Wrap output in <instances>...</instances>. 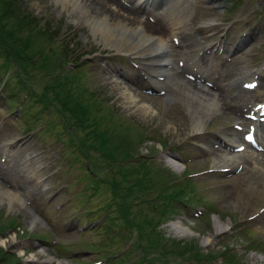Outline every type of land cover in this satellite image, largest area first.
Here are the masks:
<instances>
[{"label":"rangeland","instance_id":"obj_1","mask_svg":"<svg viewBox=\"0 0 264 264\" xmlns=\"http://www.w3.org/2000/svg\"><path fill=\"white\" fill-rule=\"evenodd\" d=\"M121 1L128 7L133 8L135 5L131 6L128 0ZM169 1L165 0L164 3ZM6 2L11 4L4 7L1 13L12 18H23L25 25L21 27V35H30V41L39 34V30L35 28L37 22L41 31H53L57 35L53 46H49L51 49L47 52L51 54L55 50L59 56H56L58 64H52L50 71L44 69L41 59L44 54L39 53L32 55V65L27 64L26 67L19 68L21 65L13 63L8 57L10 48L0 42V172L8 180L3 186L6 185L16 192L20 187L19 193L23 197L22 205L15 202L12 207L5 198L0 206V239L7 240L6 245H0V264H26L25 260L31 254L38 253L37 250L43 246L42 244H46L45 242L53 246L46 244L48 249L51 248L50 251L47 249L48 254L37 255L40 262L52 257L58 263L64 261L67 264H93L102 261L106 256H111L110 261L106 259L102 264H149L148 260L145 262L143 259L146 253L137 247L140 242L138 232L125 231L112 221L105 220L107 215L111 217L117 215L116 207L113 205L115 201L112 200L113 191L110 186L105 185L94 189L92 181L87 177V170L90 168L88 156H80V152L70 143L71 137L78 143L77 138L82 139L90 128H94L97 122L95 119L99 120L101 116H107L109 120L122 124L131 123L129 130L131 136L133 135V142L136 141L133 145L136 144L139 156H144L151 167L163 171L150 174L155 177L154 182H168L176 177L179 178L178 181L192 178V183L196 184L192 187L197 192L193 197L197 200L195 205L185 208L176 203L177 211L166 218L157 231L168 241L179 242L185 248L191 245L197 252L209 257L204 258L206 262L193 259L196 256L185 259L186 254L183 256L171 252L173 245L169 247L160 245L157 251L148 252V259L152 260V264H223L224 257L221 253L226 249L225 245L233 247L243 264H264V251L261 250V247L264 248V225L261 224V218L256 215V212L264 213V203L261 196L255 194L252 189L251 176L246 173L249 170L245 169L243 173L239 170L224 174L215 171L221 169L213 167L224 166V163L220 162L221 158L232 157L235 149L232 148V152L225 151L216 136L224 133L230 137V130L234 129L237 122H241L240 119L237 117L230 120L217 114L218 116L215 115L216 117L204 127L205 134L196 139L183 131L191 121L186 104L182 101L170 104L160 93L149 94L145 90L141 92L127 80L126 77H131L130 75L126 77L121 75L123 71L128 73L136 71L134 63L138 62L137 58L121 52L116 44L108 43L105 36L96 31L90 17L84 14L81 7L65 5L62 0H6ZM68 2L66 0V4ZM240 2L171 0V4L167 6L172 7L169 12L175 9L166 15L168 23H173L177 18L179 22H185V28L189 29L185 30L187 37L200 36L198 41L199 45L201 41V45L197 48L200 49L199 62L206 58L203 56L206 55L203 49L209 40L220 41L223 45L228 40L229 44H232L244 32L257 31L256 39L247 46L252 48L248 56L247 48L241 49L234 56L226 53H221L220 57L218 54L210 56V52H207L210 57L206 59V64L218 70L221 79L227 72L233 75L239 72L245 59L254 69H260L264 64V0ZM135 11L140 17L148 19L146 15L138 13L136 8ZM166 11L168 10H159L153 14H162ZM0 16L3 18L1 14ZM26 17L28 19H25ZM216 18L220 27L217 30L219 32L201 31L200 24L203 20ZM6 21L7 18L4 22ZM42 35L41 42L37 43L45 48L51 42ZM169 38L170 43L174 41L172 36ZM258 40L260 41L257 42ZM222 55H225V58H221ZM79 62L82 64L81 70L75 72ZM83 71L85 76L83 75L80 81L66 85L69 82L67 76L73 78ZM236 77L235 80L239 78ZM251 78L250 76L240 83H234V87L231 84L229 91L250 100L251 104L248 102L245 105L248 107L245 108L243 118H246L245 115L255 104L264 102L263 81L261 83L263 86L254 92H247L244 89L242 82H247ZM226 80L221 84V88L224 87ZM70 86L73 93L77 94L75 98L80 100L82 105L90 106L87 114L80 108L78 112L81 113L73 115L81 116L85 121L84 126L88 125L90 128H81V131L71 129L72 134L64 132V128L65 116H72L73 112L68 111V105L62 100L64 98L62 88L66 87L68 90ZM81 90L83 94L79 99L78 95L81 93L78 92ZM133 93L135 96L139 95L137 103L129 104L125 97ZM140 93L144 94L142 98ZM4 95L13 97V100L6 101ZM173 126L176 129L181 128L180 136ZM143 130L146 132V140L141 142ZM116 134H119L118 131ZM240 137L242 139V135ZM18 139H23V142H17L13 146V142L19 141ZM240 144L241 142H237L234 146ZM206 149L210 151L206 152ZM117 151L118 148L112 151L116 152L115 158L122 157L117 155ZM258 153L262 152H255L253 149L242 152L248 157H256ZM100 156V153L91 151V159L98 157L97 162L102 166L108 160ZM147 160L145 165H148ZM97 168V173L113 178V172L119 167L115 166L107 172ZM185 175L188 176L180 179ZM148 179L150 180L149 176ZM163 182L155 183L154 190H158V186H162ZM108 205L111 208H108ZM201 213L203 215L199 217ZM34 215L43 221L44 227L35 229L30 227L29 223ZM177 225L181 229L176 228ZM246 229L247 234L242 239V234L244 235L242 231ZM212 232H215L216 237L210 236ZM115 233H119L116 238ZM120 234H124V237L119 238ZM11 237L16 238L18 243L16 246L12 244L14 241H10ZM246 240L258 241L255 246H260L259 249L252 251ZM142 243L148 245L147 240L143 239ZM163 248L165 252L169 251V254L164 255Z\"/></svg>","mask_w":264,"mask_h":264},{"label":"bare ground","instance_id":"obj_2","mask_svg":"<svg viewBox=\"0 0 264 264\" xmlns=\"http://www.w3.org/2000/svg\"><path fill=\"white\" fill-rule=\"evenodd\" d=\"M62 1L65 5L70 4L72 7H76V6L81 7V10L84 12V14L86 13L85 15L90 17V21L95 26L96 31L102 36H105V40L108 41V43L110 42V44L113 43L116 44L118 48L121 49V52L123 51L130 57H135L140 60V70L142 74L141 76H143V79L147 77L146 78L147 82H143V84H147L148 87L152 86L159 92L165 91L166 93L164 97L167 100V102L170 104H174L177 101H182L186 104L185 106H187V110H188V112L187 110L186 112L189 113V117L191 121L190 123H188L187 129L186 130L184 129L183 131H185L186 134L190 136L196 137V139L203 136V132L205 130L204 127L206 126V124L211 122L214 119V117L218 116L219 114L220 116L222 115L224 117H228L230 120L236 119L237 117L240 118L239 114L240 113L242 114L241 111L244 109L245 105L248 104L247 102L250 101L249 99L246 100L247 97H245L244 99L242 98L243 97L242 95L241 97L235 93L229 92V90L221 89V84L225 82L226 79L227 82L228 81L230 82L233 81L232 79H234L236 75L239 76L240 79H244L246 77L254 76V75H258V76L264 75L263 73L258 72V69H254L252 65H250L248 61L245 59L242 63L243 64L242 67L239 69V72L237 71L236 73H234V75L233 73L229 74L227 72L223 74L222 79H221L222 76L220 74L221 77H219L216 80V82L213 83L214 90L207 88L204 84L194 83L191 80L185 79L183 74L187 73V69H188L187 65L200 51V49L197 50L198 46L201 45V41H200V45L198 41V37L200 36L198 35V37H196L195 35L194 37H187L185 30H189V29L185 28L186 27L184 25L185 22H179L180 20L178 21V19L176 18V20L173 21V23H168L165 18L167 13L164 12L162 14H150V16L153 17L152 19L151 18L144 19L139 15H137L135 8L138 12H143L142 10L143 6L141 5H145L146 7L152 5L151 7H155L157 0H138V1L136 0L137 2L134 3L135 8L126 6L127 5L126 3H125L126 5H124V3L121 0H67V2L69 1L68 4H66V0H62ZM217 22H218V18L211 20H203L200 24L201 31L204 32L207 31V33L217 31L220 28ZM172 26H175L177 28H173ZM170 36L179 38L180 42L178 47L175 46L174 42L171 41L170 43L171 40L169 38ZM254 37H256L255 33L249 34V36L247 37L241 36L240 38L237 39L238 42L234 43L233 45H231V47H229V50L238 51L239 49H241L242 46H245L248 42L254 41ZM259 41L260 40H258L257 42ZM212 44L213 42L209 40L206 46L210 47ZM248 49L250 50L251 48L248 47ZM184 60H186L187 64L180 67V62ZM189 75H194V74L190 73ZM157 77L158 78L164 77V78L161 81L160 79H156ZM206 82L207 81L204 79L203 83ZM148 87L143 86V89H146ZM131 91L135 92L134 90ZM138 96L137 95L135 96V93L128 94L126 95L125 99L128 101L129 104L137 103ZM140 96L142 98L144 94L142 95V93H140ZM173 129L177 130L178 132L177 135L180 136L179 132L182 131L180 130L181 128L176 129L175 126H173ZM230 132H231L230 137L226 135V139H228L227 140L228 143H230L232 139L234 140L239 139V134L237 132H235L234 130H230ZM14 145L15 142H13V146ZM208 151H210V149H206V152ZM220 153L222 155L224 154L222 152ZM27 155L30 154L27 153ZM221 159L219 160H221L220 162L224 163V166H213V167L219 169L229 168V170L232 171L242 170L241 171L242 173L244 172L245 169L249 170L245 172L251 176L250 183L252 184L253 187L252 189L255 194L261 196L264 203V154H258L256 157H248L245 154L244 155L237 154V155H232V157L229 158H221ZM223 159L225 160L223 161ZM254 165L256 166L255 168ZM241 166L243 168H240ZM0 177H1L0 180H2L0 182V200H2V202H0V206L1 204L4 203L3 201L5 198H6L5 200L8 199V202H10L11 206L15 202L18 203L20 202V204L22 205L23 197L21 193L20 194L18 193L21 191L19 190L20 187H18L17 192L13 191L12 188L11 189L7 188L6 185L3 186L4 184L7 183L8 180L6 179L5 175L2 174L1 172H0ZM256 215L258 218H261L260 219L262 220L261 224L264 225V213L256 212ZM29 225L32 229H35L43 226L44 224L43 221L39 219V217L34 215ZM176 228L181 229L178 225L176 226ZM213 235L215 236V232H212L210 236ZM10 241L12 242L14 241L12 243L14 246L18 244L16 243L15 237H11ZM6 244H7V240L0 239L1 246H4ZM20 251H22V248ZM37 252L38 253L36 254H31L25 260V263L26 264H64L62 262L58 263V261H55L54 258L52 257H49V260H46L45 262H40L37 259V255L41 256L48 254V250L40 247L37 250Z\"/></svg>","mask_w":264,"mask_h":264},{"label":"trees","instance_id":"obj_3","mask_svg":"<svg viewBox=\"0 0 264 264\" xmlns=\"http://www.w3.org/2000/svg\"><path fill=\"white\" fill-rule=\"evenodd\" d=\"M10 4L11 3H7L6 0H0V14L3 16V18L0 16V42L7 44V47L10 48L8 57L13 63H19L21 65L19 68H22V66L26 67L27 64H33L32 55H36L37 53L44 54L41 58L43 60V67L45 70L50 71L52 64H58L56 56H59V54L55 53V50L52 51L51 54L47 51L51 49L49 46H53V42H55L54 38L57 35L53 31H41L40 25L37 22L35 28L39 30V34L38 36H34L33 41H30V35H21V27H24L25 25L23 18H12V16L8 17L1 13L4 7L10 6ZM6 18L7 21L4 22ZM25 19H28V17ZM33 22L34 21H32V23ZM42 34L46 39L49 38V41L51 42V44L45 48L39 46V43H37L41 42ZM29 54L31 56H29ZM80 66L81 62H79V67ZM59 68L60 65L57 66V69ZM67 77L69 82H67L66 85H71L72 82H77V80L80 81L83 78V74H76V77L73 78H70V76ZM59 87L61 88V83H59ZM72 88L74 89L73 85ZM73 89H71V86L68 90L66 87L62 88L64 93V98L62 100L68 105V111L73 112L72 116H65L64 132L66 133H71V129L74 131H81V128H90L88 125L84 126L85 121L81 119V116H73L76 113H81L78 112L80 111V108L83 110L84 114H87L90 107L85 103H83L85 105H82V103L79 102L80 100L78 101L76 99L77 94L73 93ZM78 93H81V95H78L79 99H81L83 94L82 90ZM72 99L74 101H72ZM95 121H97L94 124L95 129L90 128V133H85L82 139L81 137H78V143L71 137L72 140L70 143L76 145L75 147L79 149L81 155L84 157L88 156L90 169L97 174V176L102 177V180L106 182L107 186H110L113 191L112 200L115 201L113 205L116 207L117 215L110 217L109 222L112 221L118 227L129 230L130 232H133L134 230L138 232L140 242L137 247L141 248L146 253V256H144L143 259L145 262L148 260L149 264H152V260L148 259V252L151 250L157 251L160 248V245H164L165 247L173 245L171 252L177 255L184 256L185 254H188L192 248L182 247L181 244L176 241H168L157 230L160 223L175 212L174 208L176 203L181 202L183 204H189V202H186L188 201L186 200V197L189 196V192H192L190 186L175 183L171 184L176 178H172L168 182H154L153 178L155 177L150 174L152 172L155 173L156 171L147 167L145 162H141L137 165L130 162L134 158L133 152L135 151L136 144L134 146L133 143L136 141L133 142L134 138L133 135L131 136L129 125L127 126L126 123L122 124L116 121L114 122V120L111 121L107 116H101L99 120L96 118ZM99 128H102V130L99 131ZM116 131H118L119 134H116ZM117 148V155L122 156L120 158H115L116 156L114 154L116 152L112 153V151L117 150ZM91 151L100 153V157L107 159L108 162L102 166L99 165L97 162L98 157H92L91 159ZM96 166L103 169L105 172H107V170L110 171L115 166H118L119 168L116 172H113V178H110L106 174H103L102 176L97 173L98 168ZM147 176L150 178V180L148 179L149 181L147 180ZM95 180V185L98 189L100 182H97V179ZM160 182H163L164 184L158 186V191L154 190V188H156L154 187L155 183L158 184ZM169 184H171V186ZM155 192L156 195H154ZM149 196L153 198H150ZM118 234L119 233H115V238ZM122 237H124V234L119 235V238ZM143 239L145 241L147 240L148 245L142 243ZM163 253L164 255H167L169 254V251L165 252V248H163ZM222 255L227 258L224 264H239L238 260H236V255L228 252H223ZM195 256L198 261L204 260L205 258L198 253H195ZM200 256L202 259H200Z\"/></svg>","mask_w":264,"mask_h":264}]
</instances>
